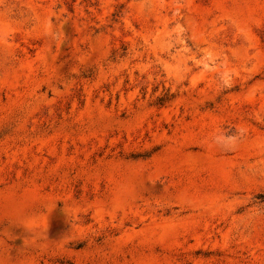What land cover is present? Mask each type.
Masks as SVG:
<instances>
[{
    "label": "rangeland",
    "instance_id": "1",
    "mask_svg": "<svg viewBox=\"0 0 264 264\" xmlns=\"http://www.w3.org/2000/svg\"><path fill=\"white\" fill-rule=\"evenodd\" d=\"M0 264H264V0H0Z\"/></svg>",
    "mask_w": 264,
    "mask_h": 264
}]
</instances>
